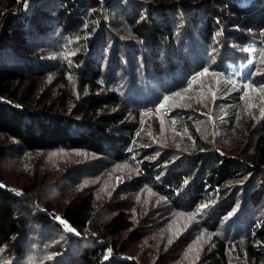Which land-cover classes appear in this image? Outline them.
I'll list each match as a JSON object with an SVG mask.
<instances>
[{
    "label": "trees",
    "instance_id": "obj_1",
    "mask_svg": "<svg viewBox=\"0 0 264 264\" xmlns=\"http://www.w3.org/2000/svg\"><path fill=\"white\" fill-rule=\"evenodd\" d=\"M0 264H264V0H0Z\"/></svg>",
    "mask_w": 264,
    "mask_h": 264
},
{
    "label": "rangeland",
    "instance_id": "obj_2",
    "mask_svg": "<svg viewBox=\"0 0 264 264\" xmlns=\"http://www.w3.org/2000/svg\"><path fill=\"white\" fill-rule=\"evenodd\" d=\"M259 47H260V41L258 40H252L249 41L246 45H245V49L248 52V57L243 60V61H238V62H231V63H227L225 65V70L224 73L225 75H228L230 78H232L233 80H237V81H244L249 77V74L251 72V70L254 67V62H255V58L257 57V54L259 52ZM207 50H209L208 54L206 55V64L207 66H212L214 68H218V66L216 65V63L213 60V57L211 55L212 53V47L210 44L207 45ZM167 113V111H166ZM62 157L63 160V155H56L55 159H60V157ZM54 160V159H53ZM61 160H54L53 163H57ZM200 237V236H199ZM199 237H197L195 239V241L192 243V245L189 248L184 247L183 245H180V248L178 249V251H176L174 249V254L176 255V257H185L186 256V252L192 250L191 248L193 247V245L195 246L197 244V242L199 241ZM158 241H161V239H158ZM172 247V246H170ZM163 252V251H162Z\"/></svg>",
    "mask_w": 264,
    "mask_h": 264
},
{
    "label": "snow or ice",
    "instance_id": "obj_3",
    "mask_svg": "<svg viewBox=\"0 0 264 264\" xmlns=\"http://www.w3.org/2000/svg\"><path fill=\"white\" fill-rule=\"evenodd\" d=\"M207 74H208V70L207 69H205L204 72L201 73V75H207ZM213 75H215V74L213 73ZM229 83H231V81H229ZM244 87L245 88H249L251 86L248 85V84H245ZM176 95L180 96L179 93H177ZM171 99H172V97H165L164 98V102L159 105V108L157 109V112H159L161 109H164L165 106L168 104V101L171 100ZM181 99H183V97H181ZM145 115H147V113H145ZM204 207H206V206H204ZM61 222L63 223V221H61ZM66 229L69 230V231H72V229L69 226H67V225H66ZM169 242H171V241H169Z\"/></svg>",
    "mask_w": 264,
    "mask_h": 264
}]
</instances>
